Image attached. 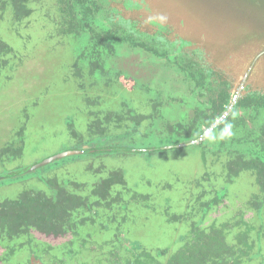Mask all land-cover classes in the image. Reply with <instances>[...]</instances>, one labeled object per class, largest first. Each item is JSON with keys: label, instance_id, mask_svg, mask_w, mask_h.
Returning <instances> with one entry per match:
<instances>
[{"label": "flooded vegetation", "instance_id": "flooded-vegetation-1", "mask_svg": "<svg viewBox=\"0 0 264 264\" xmlns=\"http://www.w3.org/2000/svg\"><path fill=\"white\" fill-rule=\"evenodd\" d=\"M21 2L16 6L13 0H0V29L6 28L14 37L12 41L11 36L0 33V91L18 64L26 63L25 51L36 39L30 30H38L39 41L48 43L47 52L62 50L67 44L61 69L63 80L74 89V99L68 106L67 126L57 136L66 135L72 145L38 159L18 173L7 163L26 157L23 150L8 148L0 156V164L9 167L6 174L0 175V184L6 179L32 178L17 195L0 201V264L11 263L20 254L27 256L24 264H76L86 252L90 264H177L171 261L175 254L182 257L193 250L197 259L200 247L206 246V241L213 242L217 232L226 242L224 264H264V112L260 109L264 103H239L243 95L264 94L263 89L249 84L235 103V88L220 114L197 120L201 100L196 98L193 87L178 83L176 77L170 82L171 65L166 58L175 55L174 62L186 68L192 64L197 70L204 63L202 53L151 19L152 8L146 0ZM90 7L98 15L86 18ZM21 28H26L30 36L22 38ZM15 39L22 40L21 45L16 46ZM169 44L174 45L170 51ZM158 51L170 54L159 60L162 54ZM174 69L176 72L180 68ZM224 76L234 87L233 79ZM156 78L163 83L157 84ZM220 90H214L211 84L205 86V98H214L212 93ZM180 103L181 107L193 106L194 111L181 117ZM85 116L88 126L82 132L77 122ZM28 120L29 117L18 133L21 140L27 136ZM160 152H172L171 159L194 158L196 162L183 165L190 167L187 169L172 164L157 170L161 166L155 161L167 159ZM136 154L160 157L153 158L150 166L138 164L133 168L126 158ZM56 155L62 158L46 162ZM76 158H86L88 163L77 169L56 167L58 162ZM174 168H180V175L191 176L179 180L180 175L172 172ZM130 171L152 173L167 181L161 197L167 212L162 215L164 223L158 232L151 229L147 236L152 243L168 242L162 249L152 251L150 244L132 237L126 229L125 215L132 210L131 204H136L139 195L147 200L140 205L148 207L150 198L135 191L128 195L113 193L116 186H128ZM210 171L223 174L222 187L211 198L207 188L215 181ZM36 180L42 185L33 183ZM104 181L106 186L101 185ZM242 185L245 195L235 210L237 215L228 220L216 216L206 224L213 206L225 197L231 198L232 190ZM16 215H24L28 223L9 228L5 220ZM110 227L113 246L108 248L95 238L98 233H109Z\"/></svg>", "mask_w": 264, "mask_h": 264}, {"label": "rangeland", "instance_id": "rangeland-1", "mask_svg": "<svg viewBox=\"0 0 264 264\" xmlns=\"http://www.w3.org/2000/svg\"><path fill=\"white\" fill-rule=\"evenodd\" d=\"M199 6H203L202 0H195V8L200 9ZM210 9H214L216 12L218 11L215 4H211L209 10ZM56 11L58 10L56 9ZM224 12L231 21L234 20V14L229 12V10ZM256 14V11L253 15L245 14V17H243L245 19L240 21H247L252 25H258L259 20L255 19ZM214 17L218 18L219 15L215 13ZM167 28L171 32V35L178 37L174 33L173 28ZM20 31H22V38L30 36L26 28H21ZM0 33L3 37L6 36L9 38V36H11L13 41L14 37L12 32L7 31L6 28L0 29ZM30 33L36 37V39L30 42L28 50L25 51V55L27 56L26 63L24 64V62H22L18 64L17 61V70L10 73L12 78L6 82L5 87L2 86L3 89L0 91V156L4 152H7L6 150H8V148H12L15 151L21 149V151L23 150L22 153L27 155L23 158H16L13 163L10 161L7 163L8 165H12L10 166L12 168L11 170H15L17 173L27 165L36 162L38 159L48 157L72 145L66 135L57 136L58 132L65 129L67 126L66 115L68 112V106L74 99V89L71 87V84L63 80V71L61 69V66L64 64L66 59L63 55V50L67 49V44L63 46L64 48L62 50L47 52L46 48L48 47V43L46 41L44 42L43 39L39 41L37 36L39 34L38 30L34 28L30 30ZM40 36H43V31L40 33ZM16 40L18 39H15L14 41L16 46L21 45L20 42L22 40H19V42ZM17 51L19 52V48ZM97 61L101 62L99 58H97ZM5 71L6 69H2L3 73ZM150 80L152 81V79ZM156 80L159 82L157 84L163 83L162 79L156 78ZM153 85H155L154 82ZM180 105L181 103L179 106ZM186 106H180L179 108L180 115L184 118L187 117L188 112L190 113L194 111L193 106L191 107L188 105L191 108H186ZM144 113L145 112L141 114ZM168 115L169 119L173 121L174 117L171 116V112H169ZM28 117L29 120L26 130L27 136L25 135L26 138L21 140L19 137L21 132L20 129ZM80 120H78L77 126L79 130L86 132L84 130H86L88 126V119L85 116L84 119L82 118ZM34 148H36V151H33L32 153ZM160 153L161 156L167 157V159L165 161H155L156 164L161 166L157 170L170 167L172 164H178L180 167L187 169L190 167L183 165L195 164L196 162L194 158L188 159L185 157H178L176 160L171 159L173 157L171 156L172 152ZM133 156L134 157L126 158V160H130L132 162L133 168L138 167V164H144V168L147 164V166H150L149 164L152 163L153 158L160 157L159 155L153 157L152 155L140 156L138 154ZM85 159L86 158H76L74 160L69 159L66 163L58 162L56 167L65 165L64 168H66V170L73 167L75 169L82 168L88 163ZM108 166L114 168L112 165L108 164ZM8 168L9 167H3L0 164V175L6 174V170H8ZM174 169L175 170L172 171L174 175L178 176L182 173L180 168ZM150 170L155 171L153 169ZM213 172L215 173L216 169H213ZM214 173L210 171V174H212L213 180L215 181V185H212L211 183V185H208L207 188V196L210 198L213 197L215 192L222 187L220 180L223 179V174ZM190 176L191 175L186 176V174H182L178 179H189ZM218 176L220 177L218 178ZM30 180H32L30 176L17 180L6 179L5 183L0 184V201L17 195L20 187ZM128 181V186H116L113 193L115 194L116 192L118 193L121 191L123 195H128L130 191H135L141 195H148L150 198H148V207L140 205V203L147 200L141 198L139 195L138 200H136V204H131L132 210L126 211L125 215V219H127L126 229L132 237H135L137 240L144 239V243L146 242V245L150 244V246H148L151 248L153 247L151 249L152 251L162 249L164 246H167L168 242L162 244L159 240H156L152 243L148 240L147 236L151 232V229L154 230V232H158L161 227V222L164 223V217L162 215H166L167 212H165V208H163V200L161 197L164 194L162 192V188L166 179H162V177H158L152 173H149L148 175H141L140 173L130 171ZM33 183L39 186L42 185L39 180H36ZM33 183L29 185H35ZM197 192H199V189ZM242 195H245V187L243 185L242 188L233 189L231 192V198L225 197L220 203L213 206L207 216L206 224L213 222L216 216L221 217L222 220H228L231 217H235V215H237L235 210L240 206V200L243 197ZM112 212L113 211L109 210V213ZM149 226H152V228H148ZM93 230L99 231L98 229ZM108 232L109 233L104 235L103 233H98L95 239H97L96 241L99 243H104V246L108 245L109 248V246H113V244H111L113 239V231L111 227ZM149 238H153V235H150ZM3 249L4 248H2V252L5 251V249ZM88 253L89 252L83 253L80 259L76 261V264H83L84 262L87 264L92 263L90 257L87 258ZM26 257L27 256L25 254H20L13 262L8 264H17L18 262L24 264ZM11 260H13V258Z\"/></svg>", "mask_w": 264, "mask_h": 264}, {"label": "water", "instance_id": "water-1", "mask_svg": "<svg viewBox=\"0 0 264 264\" xmlns=\"http://www.w3.org/2000/svg\"><path fill=\"white\" fill-rule=\"evenodd\" d=\"M146 1L152 8L154 20L173 28L174 33L191 43L194 49L211 52L214 64L235 78V103L249 84L264 90V0H202L200 9L195 8V0ZM211 4L217 6V12L209 10ZM228 10L234 14L233 21L224 12ZM255 11L258 25L240 21L245 19V14L253 15ZM215 13L218 18L214 17ZM161 17L166 19L162 21ZM76 153L79 152L62 156ZM58 158H62L61 155L46 162Z\"/></svg>", "mask_w": 264, "mask_h": 264}, {"label": "trees", "instance_id": "trees-1", "mask_svg": "<svg viewBox=\"0 0 264 264\" xmlns=\"http://www.w3.org/2000/svg\"><path fill=\"white\" fill-rule=\"evenodd\" d=\"M21 1L23 0H13V3L14 5L17 6L22 3ZM152 13L153 12H151V15ZM97 15H98V12L95 9H93V7H90L89 10L86 12L85 17L91 18V16H97ZM151 19H153V17H151ZM154 21L157 22L156 20ZM107 35H109V33H107L106 36ZM94 39L96 38L94 37ZM184 42H187V41H184ZM123 45L126 47L132 46V44L131 43L129 44L128 42L123 43ZM189 45L193 47L191 43H189ZM173 48H174V45L169 44L168 51L172 50ZM198 51L202 53L205 64L202 61L201 67L199 66L197 70H195L196 66L193 67L192 64H190V67L186 68L185 66H182L180 62L179 63L174 62L175 61L174 58H176L175 55L171 54L170 55L171 57L169 58L163 57L165 55L170 54V53L167 54L166 51H162V52L158 51V53L162 54V55H159L158 59L164 60L166 58L168 60L169 65H171L170 73L172 74V76L170 78V82L174 81L173 78L176 77V80L178 81V83L193 87L195 89L196 98L201 100V103L199 104L200 107L197 108L198 110L200 109V112L197 115V120L205 121L208 119H212L218 114H220V112L225 108V105L230 102V98L232 94H234V91L237 85H236V80L232 75H230L223 68H220L214 64V60H212L213 55L211 52H207L206 50H198ZM177 67L180 69L176 70L175 72L174 68H177ZM224 75H228L230 78L233 79L232 83L234 87H232L231 83L228 81V78H225ZM209 84L213 85L214 90L215 88H220L221 90L217 94L212 93L215 96L214 98L211 97L207 99L205 98L204 87L208 86ZM241 98L242 99L240 100L239 103H241L242 106L250 105V103H252L253 101L254 103L256 102H259L260 104L264 103V94H260V95L245 94ZM260 109L264 112V105L260 107ZM261 140L263 141V144H264V135L261 136ZM102 184L103 186H106L107 181L102 182L101 185ZM16 216L17 218H13L11 220H5L9 228L17 229L23 223H28V220L24 215H16ZM215 236L216 238L213 240V242L206 241L207 243L206 246L200 247L199 257L197 259L194 258V251L190 250L188 253H186L182 257L179 254H175L172 257L171 261H176L177 264H208V262H210L209 264H224L226 258L223 255L225 252L226 242L224 241L220 233L217 232ZM212 257H215V259H213ZM220 260H222V263L220 262Z\"/></svg>", "mask_w": 264, "mask_h": 264}, {"label": "clouds", "instance_id": "clouds-1", "mask_svg": "<svg viewBox=\"0 0 264 264\" xmlns=\"http://www.w3.org/2000/svg\"><path fill=\"white\" fill-rule=\"evenodd\" d=\"M160 19L163 21V20H165L166 18H165V17H161Z\"/></svg>", "mask_w": 264, "mask_h": 264}]
</instances>
